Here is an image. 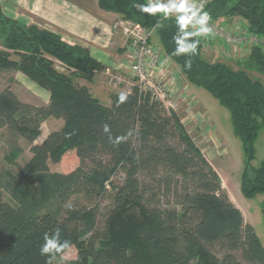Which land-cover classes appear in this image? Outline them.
Instances as JSON below:
<instances>
[{
	"label": "trees",
	"instance_id": "trees-1",
	"mask_svg": "<svg viewBox=\"0 0 264 264\" xmlns=\"http://www.w3.org/2000/svg\"><path fill=\"white\" fill-rule=\"evenodd\" d=\"M148 3L98 0L101 9L157 31L184 79L210 91L230 111L244 152L241 191L248 198L264 194V157L253 164L264 129V82L249 73L264 74V49L254 46L235 61L237 67L209 61L203 56L205 41L191 22L182 26L178 16L136 7ZM2 6L0 0V71L22 72L50 98L48 104L35 105L10 86L0 90V127L31 145L23 165L17 163L22 148L13 146L5 156L13 168L0 169V264H48L40 248L45 233L57 228L61 240L70 242L57 257L75 246L72 264H264L255 227L177 112H168L138 88L119 107L118 90L105 104L89 88L105 66L88 47L15 19ZM205 11L212 20L243 18L251 32L264 36V0H212ZM50 117L64 124L38 142ZM109 136L123 139L114 146ZM72 144L79 166L70 172L51 170L49 162H59ZM119 171L125 178L117 184L112 177ZM107 193L111 205L104 229L98 227L96 204L68 205L75 195L99 200Z\"/></svg>",
	"mask_w": 264,
	"mask_h": 264
},
{
	"label": "rangeland",
	"instance_id": "rangeland-1",
	"mask_svg": "<svg viewBox=\"0 0 264 264\" xmlns=\"http://www.w3.org/2000/svg\"><path fill=\"white\" fill-rule=\"evenodd\" d=\"M1 3L3 5V11L6 14L25 23L31 22L32 16L30 17L31 19H29V13L20 8L17 2L12 0H1ZM113 22H115V20ZM152 43L160 50L163 48L157 31H153L152 33ZM225 47L226 45L219 39L205 42L203 56L209 61L229 62ZM161 52L162 65L167 64L168 71L174 78V81L176 83L179 81L180 83L179 92L176 96L178 99L176 112L182 118L204 155L220 173L223 186L227 190L230 198L240 209L242 208L241 210L244 211L249 222L255 227L264 246V194H258L253 198H248L245 197L241 191L240 185L244 170V152L242 142L234 131L230 111L225 106L221 105L210 91L203 87L188 83L184 79L185 77H183L184 75L181 73V70H179V65L166 56L163 49ZM232 59L233 65L237 67L235 61L239 59ZM249 73L252 77L259 78L264 82V74L256 71H249ZM16 77L17 72L0 71V90L10 86L14 91L16 90L18 92V94H16L25 102L35 105L48 104L47 100L49 95L47 94L48 92H46L47 90L45 91V89L37 87L35 84L32 85L27 80L26 84L23 85L22 83H17L18 80ZM104 77L102 71L101 74L97 76L98 80L101 81L103 85L101 88L104 91V99L100 98V100L107 103L109 102L108 97L111 98V93H114L115 89L105 84ZM80 81L82 82V80ZM94 94L97 95L95 92ZM63 124L64 119L62 118L50 117L46 119L42 124L43 136L53 130L60 129ZM40 141L39 139L38 142ZM13 146L22 148V152L17 160V163L21 166L31 157L30 143L25 138L10 130V128L6 126L0 127V169L6 170L13 168L5 159V156L10 152ZM263 157L264 129H261L256 142V158L253 164L258 166ZM49 163L50 169L53 171L70 172L79 166L80 159L76 154L75 146L72 144L71 148L59 162L50 161ZM87 165L90 166L91 162L88 161ZM124 178L125 174L119 171L112 177V181L118 184L122 183ZM5 198L7 200L9 196L5 194ZM93 204H96L98 210V227L99 229H104L106 223L105 216L111 205L110 193H107L99 200H90L86 199L83 195H75L68 202V205H72L75 208ZM238 256L241 258L240 253H238ZM76 258L77 250L75 246H72L64 255L57 257L54 264H72L71 261ZM243 262L245 264H251L244 260Z\"/></svg>",
	"mask_w": 264,
	"mask_h": 264
},
{
	"label": "built area",
	"instance_id": "built-area-1",
	"mask_svg": "<svg viewBox=\"0 0 264 264\" xmlns=\"http://www.w3.org/2000/svg\"><path fill=\"white\" fill-rule=\"evenodd\" d=\"M157 1L169 6L172 3H180V0ZM210 1L212 0H186V8L190 11L178 12L171 9L166 15L191 17L195 12L196 15L190 21L191 27L201 39L205 42L219 39L226 46L233 48L235 55H239L246 47L257 46L264 49V36L251 32L246 23L232 21L231 18L235 16L212 20L205 11ZM203 12L208 13V26L212 29L206 36L200 32L201 25L198 23ZM112 28L122 34L127 54L104 67L102 74L105 76V84L125 93H132L138 88L140 92L150 93L151 97L159 101L168 112H176L178 107L176 96L180 83L174 81L168 71V65H162V49L152 43L153 30L123 17L115 19Z\"/></svg>",
	"mask_w": 264,
	"mask_h": 264
},
{
	"label": "crops",
	"instance_id": "crops-1",
	"mask_svg": "<svg viewBox=\"0 0 264 264\" xmlns=\"http://www.w3.org/2000/svg\"><path fill=\"white\" fill-rule=\"evenodd\" d=\"M18 3L20 8L24 9L28 14V18L32 16L31 23H38L60 33L65 40L75 44L80 43L88 47L91 53L107 66L119 58L126 56L127 50L124 46V38L121 33L112 29V23L117 15L101 9L98 0H12ZM153 3L167 5L161 1L152 0ZM11 16V15H10ZM232 21L245 24L246 21L240 17H232ZM247 24V23H246ZM229 62L233 59H244L251 48L242 49L239 55H235L233 48L225 47ZM241 59V60H242ZM101 74L99 71L89 88L94 96L104 99L101 81L97 76ZM17 83L26 84V80L32 85L39 87L28 79L22 72H17ZM26 78V79H25ZM41 88V87H40ZM46 91V90H45ZM18 94V92L15 90ZM48 92V91H46ZM97 93L96 94H94ZM47 103L49 102L50 93ZM109 102L105 104H110ZM39 138L41 141L47 136ZM40 141V142H41ZM66 172V171H65ZM242 209V208H241ZM245 219L249 222L247 216L242 210ZM251 223V222H250ZM252 224V223H251Z\"/></svg>",
	"mask_w": 264,
	"mask_h": 264
},
{
	"label": "clouds",
	"instance_id": "clouds-1",
	"mask_svg": "<svg viewBox=\"0 0 264 264\" xmlns=\"http://www.w3.org/2000/svg\"><path fill=\"white\" fill-rule=\"evenodd\" d=\"M136 7L142 11L149 14H155L156 12H163L168 13L171 9H176L178 12H185L190 11V9L186 8V0H180L179 4L172 3L169 5H164L160 3H153L152 0H149V3L147 5H136ZM196 15L195 12H193L192 16H182L180 17V23L182 26L187 25L192 18ZM208 19L209 15L206 12H203L201 15V18L199 19L198 23L201 25L200 32L203 33L205 36L212 32V29L208 26ZM194 47V46H193ZM186 51L184 48H180L179 52ZM195 54V53H194ZM186 67H191V62H186ZM128 95L125 92H121L118 97L117 101V107H119L120 104H123L127 101ZM105 133H108L110 131L109 126L105 124L103 126ZM129 135H131V132H129ZM123 137H116L113 139L111 136H109V141L113 143L114 146H118L119 143ZM70 247V242L68 240H61L60 238V230L57 228L52 235H49L45 233L44 235V243L40 248V254L47 255L49 257L48 264H51V261L56 259L57 255L62 253L65 249Z\"/></svg>",
	"mask_w": 264,
	"mask_h": 264
}]
</instances>
